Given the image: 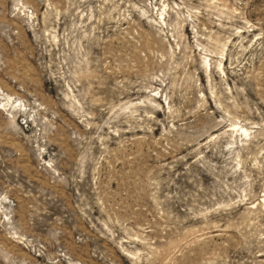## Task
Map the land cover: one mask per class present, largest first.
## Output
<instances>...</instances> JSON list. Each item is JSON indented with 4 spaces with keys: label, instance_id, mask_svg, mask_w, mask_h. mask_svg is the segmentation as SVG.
Listing matches in <instances>:
<instances>
[{
    "label": "rangeland",
    "instance_id": "rangeland-1",
    "mask_svg": "<svg viewBox=\"0 0 264 264\" xmlns=\"http://www.w3.org/2000/svg\"><path fill=\"white\" fill-rule=\"evenodd\" d=\"M0 264H264V0H0Z\"/></svg>",
    "mask_w": 264,
    "mask_h": 264
}]
</instances>
